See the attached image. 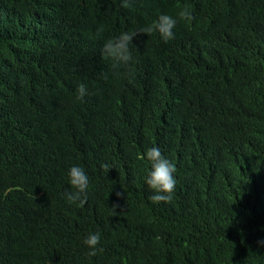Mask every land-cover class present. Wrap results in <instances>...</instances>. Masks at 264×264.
Returning a JSON list of instances; mask_svg holds the SVG:
<instances>
[{"label":"trees","instance_id":"16d2710c","mask_svg":"<svg viewBox=\"0 0 264 264\" xmlns=\"http://www.w3.org/2000/svg\"><path fill=\"white\" fill-rule=\"evenodd\" d=\"M128 3L0 0V264H264V0ZM161 14L173 39L102 56ZM151 147L176 166L169 202L149 199Z\"/></svg>","mask_w":264,"mask_h":264},{"label":"clouds","instance_id":"9594fccd","mask_svg":"<svg viewBox=\"0 0 264 264\" xmlns=\"http://www.w3.org/2000/svg\"><path fill=\"white\" fill-rule=\"evenodd\" d=\"M123 7H129L128 0H123ZM178 17L181 20L193 19L189 9L183 8ZM176 25V19L172 16L161 14L156 21L151 25L141 28L139 32H122L119 36L107 40L103 45L102 56L111 58L117 65H127L132 61V53L129 45L133 42V39L140 34H151L152 32H158L161 38L167 42L174 38V32L172 31ZM98 31H103L101 26ZM107 78V77H105ZM86 87L81 84L77 88V99H83L87 95ZM150 164V170L146 177V184L153 190L154 194L149 197L153 203L169 202L171 199V193L176 186V178L173 173L176 171V166L168 159L164 158L157 147H151L146 150L145 156ZM102 168L107 169L106 164L101 165ZM69 182L72 188L76 191H65V198L69 204L79 201V206H83L86 201V192L89 187L88 176L84 169L79 166H72L68 170ZM118 198L123 197L122 192H117ZM116 209L118 204H113ZM100 233H89L84 239L83 243L91 249L89 255H95L97 252V245L100 243ZM257 244L264 246V239L258 240Z\"/></svg>","mask_w":264,"mask_h":264}]
</instances>
